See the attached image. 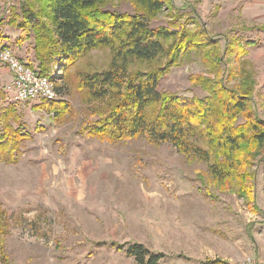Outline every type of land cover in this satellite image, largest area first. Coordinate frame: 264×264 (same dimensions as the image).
Segmentation results:
<instances>
[{
	"label": "rangeland",
	"instance_id": "1",
	"mask_svg": "<svg viewBox=\"0 0 264 264\" xmlns=\"http://www.w3.org/2000/svg\"><path fill=\"white\" fill-rule=\"evenodd\" d=\"M18 1L0 0V34L9 38L3 46L27 64L40 66L33 33L20 30L13 36L7 25L9 4ZM247 2L172 0L151 16L153 26L182 29L197 37L204 24L220 47L229 87L243 84L239 74L230 75V65H239L244 58L254 61L255 87L249 104L232 116L228 109L214 108L212 126L229 116L235 129L249 119L264 120V20L246 16ZM102 8L137 11L130 0H107ZM249 8L255 13L258 7ZM22 33L25 40L18 42ZM175 38L164 40L167 49ZM232 38L257 44L246 46L248 55L239 57L238 51H231ZM227 41L230 46L225 50ZM206 50L192 48L179 54L174 64L168 63L167 52L151 61L132 58L126 61L127 69L165 68L158 86L161 92L205 99L209 92L204 79L216 78L214 63L203 58ZM114 63L123 64L114 59L109 46H100L67 69L53 72L50 67L56 76V101L68 108L59 118L46 108H34L35 102L19 106L22 131L29 136L20 143L16 161L6 162L0 156V210L7 213L5 248L10 263L136 264L121 248L136 241L161 253V264H201L217 257L231 264L249 260L263 264L264 142H256L249 131L242 152L227 158L197 130L193 140L212 152L208 162L146 137L111 142L90 135L113 103L90 99L79 82L82 75L102 72ZM3 66L8 67L0 60ZM10 80H0L2 90ZM217 160L247 167L220 184L209 169V163Z\"/></svg>",
	"mask_w": 264,
	"mask_h": 264
},
{
	"label": "trees",
	"instance_id": "2",
	"mask_svg": "<svg viewBox=\"0 0 264 264\" xmlns=\"http://www.w3.org/2000/svg\"><path fill=\"white\" fill-rule=\"evenodd\" d=\"M107 0H23L12 9L9 23L16 28L29 30L35 40L36 58L42 72L64 70L72 66L79 58L100 46H109L114 59H121L122 65L114 63L102 72L86 73L79 82L81 89L93 100H108L113 103L103 123L93 126L89 134L107 141H119L135 137H146L155 144L170 143L186 156H194L210 161L212 152L194 142L195 132L199 130L208 136L212 148H220L225 157L235 158L245 147L243 141L249 131L256 142H264V120L253 119L239 129L229 123V118L211 125V111L214 108L228 109L230 115L244 110L249 104L251 92L255 87L254 65L247 58L239 65H230V75L239 74L242 85L229 87L225 84V67L219 52L217 41L212 40L204 24L202 30L190 35L187 31H174L167 26H153L151 16L161 11L172 0H130L137 11L119 13L103 9ZM102 5V6H101ZM175 35V40L167 49L164 40ZM18 42L24 41V34ZM2 38L0 34V39ZM227 40V38H226ZM233 40L231 51H238L237 56L248 55V46L257 44L255 40ZM0 44L1 40H0ZM3 46V45H2ZM212 46V47H211ZM228 41L225 50L229 48ZM247 46V47H246ZM6 47V46H4ZM207 48L203 58L213 62L216 68L215 80L205 78L209 96L205 99L174 93L161 92L159 81L166 72L165 68L152 71L129 72L126 61L140 59L151 61L166 52L169 64H174L179 54L192 48ZM232 47V45H231ZM55 75V74H52ZM56 76L52 78L55 80ZM154 107V112L150 109ZM36 108H46L57 117L67 111L65 102L45 100ZM220 113V118H221ZM247 116H250L248 111ZM219 118V119H220ZM13 122H12V121ZM15 122L17 124L15 125ZM21 114L15 104L0 106V156L6 162L18 159L16 153L20 143L27 139L23 133ZM245 163L235 165L232 161L217 160L209 163V169L223 184L232 175L240 172ZM247 167V166H246ZM244 179V173L242 174ZM242 179L241 183L245 181ZM246 190V189H245ZM241 196L244 190L239 189ZM6 211L0 210V264H11L6 252ZM126 255L133 257L136 264H161L163 255L151 251L141 242L121 244ZM201 264H231L221 258H207Z\"/></svg>",
	"mask_w": 264,
	"mask_h": 264
},
{
	"label": "built area",
	"instance_id": "3",
	"mask_svg": "<svg viewBox=\"0 0 264 264\" xmlns=\"http://www.w3.org/2000/svg\"><path fill=\"white\" fill-rule=\"evenodd\" d=\"M0 60L8 66L13 75L12 81L5 87V100L8 103H40L58 98V90L51 72L44 73L38 65L27 64L10 48L1 45ZM247 264L255 263L249 260Z\"/></svg>",
	"mask_w": 264,
	"mask_h": 264
},
{
	"label": "crops",
	"instance_id": "4",
	"mask_svg": "<svg viewBox=\"0 0 264 264\" xmlns=\"http://www.w3.org/2000/svg\"><path fill=\"white\" fill-rule=\"evenodd\" d=\"M23 0H19L18 1V3H16V2H13V3H10L9 4V15H8V19H7V25L10 27V29H11V34L13 35V36H18V34L20 33V29H18V28H16L13 24H11V23H9V18H10V16H11V13H12V9H15V8H17L19 5H20V3L22 2ZM246 6H247V17H251V18H256V19H258V18H260V19H262V20H264V0H250V2H247V4H246ZM251 6H257L258 8L257 9H255L256 10V12L254 13V12H250V8L249 7H251ZM252 10V9H251ZM254 10V9H253ZM258 11H259V13H258ZM255 25H253V27H254ZM13 28V29H12ZM2 38L0 39L1 40V43L2 44H0L1 46L4 44V42L6 41V42H8V39L9 38H7L8 37V34H6V33H3L2 35ZM19 54H22V53H19ZM19 56H22V55H19ZM25 62V61H24ZM251 62L253 63V65H254V61L253 60H251ZM8 72H10L11 73V71L9 70V68L8 67H0V80H5L6 82H7V80H10L11 79V77L9 76V74H8ZM2 73V74H1ZM3 74L4 75H6V78H3ZM12 74V73H11ZM12 78H13V75H12ZM12 81V79L10 80V82ZM8 83H6V85H7ZM6 85L3 87V90L5 91V87H6ZM2 90V87H1V85H0V106L1 107H7L8 105H10V104H12V103H8L6 100H5V92ZM21 104H24V103H21ZM21 104H18V105H16V107H17V109H18V112L21 114V112L19 111V106L21 105ZM35 105L33 106L34 108H36V105L38 104V103H34ZM37 109V108H36ZM223 259H225V258H223ZM264 264V263H263Z\"/></svg>",
	"mask_w": 264,
	"mask_h": 264
}]
</instances>
